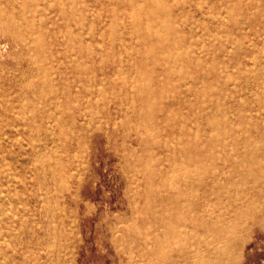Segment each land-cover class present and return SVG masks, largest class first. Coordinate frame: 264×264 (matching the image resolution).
Masks as SVG:
<instances>
[{
  "label": "rangeland",
  "instance_id": "obj_1",
  "mask_svg": "<svg viewBox=\"0 0 264 264\" xmlns=\"http://www.w3.org/2000/svg\"><path fill=\"white\" fill-rule=\"evenodd\" d=\"M0 108V264H264V0H0Z\"/></svg>",
  "mask_w": 264,
  "mask_h": 264
},
{
  "label": "bare ground",
  "instance_id": "obj_2",
  "mask_svg": "<svg viewBox=\"0 0 264 264\" xmlns=\"http://www.w3.org/2000/svg\"><path fill=\"white\" fill-rule=\"evenodd\" d=\"M48 2V1H47ZM210 2V1H208ZM19 7V6H18ZM17 9V8H16ZM53 9V8H52ZM29 13V12H28ZM48 16V15H47ZM49 17V16H48ZM189 19V18H188ZM23 22V21H22ZM189 22V21H188ZM193 22V21H191ZM38 23V22H37ZM191 24V23H190ZM13 25V24H12ZM193 25V24H191ZM9 26V25H8ZM27 27V26H26ZM48 31V30H47ZM23 35V34H22ZM32 35V34H31ZM30 39V38H29ZM23 40V39H22ZM25 41V40H24ZM30 41V40H29ZM25 44V43H24ZM22 45V44H21ZM28 45V44H27ZM52 47V46H51ZM33 53V52H32ZM73 54V53H72ZM27 56V55H26ZM56 58V56H55ZM47 59V58H46ZM82 61V60H81ZM84 62V61H83ZM69 65V64H68ZM38 69V68H37ZM40 71V70H38ZM80 77H82L80 75ZM85 77V76H84ZM83 77V78H84ZM91 77V76H90ZM89 78V76L87 77ZM82 79V78H81ZM93 79V78H92ZM86 80V79H85ZM234 79H232L233 81ZM91 81V80H90ZM73 82V81H72ZM107 82V81H106ZM49 83V82H48ZM54 83V82H53ZM63 84V83H62ZM75 84V83H74ZM42 88V87H40ZM64 88V87H63ZM76 89V88H75ZM41 90V89H39ZM70 90V89H69ZM249 90V89H248ZM48 91V90H46ZM37 92V91H36ZM35 92V93H36ZM45 92V91H44ZM64 92V91H63ZM71 92V91H70ZM248 92V91H247ZM259 92V91H258ZM80 93V92H78ZM18 94V93H17ZM32 94V93H31ZM251 94V93H250ZM37 95V93H36ZM63 95V94H62ZM21 96V95H20ZM25 96V95H24ZM30 96V95H29ZM31 97V96H30ZM34 97V96H33ZM90 97V96H89ZM11 98V97H10ZM22 98V97H21ZM26 99V98H25ZM24 99V100H25ZM62 99V98H61ZM23 100V101H24ZM54 100V99H53ZM19 101V100H18ZM56 101V100H55ZM48 102V101H47ZM22 103V102H21ZM26 104V102H25ZM47 105V103H46ZM53 106V105H52ZM2 107V106H1ZM50 107V106H49ZM72 107V106H71ZM70 107V108H71ZM34 108V107H33ZM62 108V107H61ZM1 109V108H0ZM69 109V108H68ZM29 111V110H28ZM27 111V112H28ZM16 112V111H14ZM73 112V110H72ZM14 115V114H13ZM28 115V114H27ZM63 115V114H62ZM30 116V115H29ZM28 116V117H29ZM35 116V115H34ZM24 117V115H23ZM19 119V118H18ZM22 119V118H21ZM28 119V118H27ZM26 119V120H27ZM55 119V118H54ZM85 119V118H84ZM31 120V119H30ZM38 120V119H37ZM56 120V119H55ZM61 120V119H60ZM19 121V120H18ZM62 121V120H61ZM67 121V119H66ZM69 121V120H68ZM67 121V122H68ZM72 121V120H71ZM86 121V120H85ZM23 122V121H22ZM64 122V121H63ZM70 122V121H69ZM50 123V122H49ZM57 123V122H56ZM51 124V123H50ZM65 124V123H64ZM68 124V123H67ZM74 124V123H73ZM63 125V124H62ZM79 125V124H78ZM27 126V125H26ZM29 126V125H28ZM38 126V125H37ZM40 126V125H39ZM215 126V125H214ZM213 126V127H214ZM70 127V126H69ZM82 127V126H81ZM135 127V126H134ZM212 127V126H211ZM26 128V127H25ZM28 128V127H27ZM85 128V127H84ZM83 128V129H84ZM80 129V128H79ZM78 129V130H79ZM139 129V128H138ZM58 131V130H57ZM85 131V129H84ZM117 131V130H116ZM115 131V132H116ZM27 132V131H26ZM53 132V131H52ZM40 133V132H39ZM85 133V132H84ZM58 134V133H57ZM48 135V134H47ZM77 138V137H76ZM69 141V140H68ZM82 141V140H81ZM74 142V141H73ZM141 142V141H139ZM80 144V143H79ZM86 145V144H84ZM76 147V146H75ZM158 147V146H157ZM85 148V147H84ZM159 149V148H158ZM80 150V149H79ZM78 150V151H79ZM150 151V150H149ZM245 152H254L255 154L263 153L264 151H245ZM125 155V154H124ZM76 156V155H75ZM54 161V160H53ZM151 162V161H150ZM258 166L256 168H253L251 171L253 175H264V162L258 163ZM165 167V166H164ZM209 170V169H208ZM163 176V175H162ZM151 178V177H150ZM154 178V177H153ZM221 178V176H220ZM156 179V178H155ZM252 190L248 195L242 196V195H235L233 197V192H227L225 195V198L222 199L221 197H216V199L213 201V203L222 204L226 207V213H223L222 216H216L215 218H212V221L217 222L221 231H228L231 228H240L242 229L243 222H246V220L252 219L258 212H260L264 207V182H257L255 181L251 185ZM1 194V193H0ZM166 194V193H164ZM17 195V194H16ZM9 199V198H8ZM236 199L239 202H236L234 204H231L230 202L232 200ZM165 202V201H164ZM4 204V203H3ZM8 209V208H6ZM207 209V208H206ZM213 209V208H212ZM159 210V209H158ZM211 210V209H210ZM214 211V210H213ZM166 213V212H165ZM162 215V214H161ZM170 217V216H169ZM165 220V219H164ZM161 221V220H160ZM161 225V224H160ZM166 226V225H165ZM8 227V226H7ZM57 227V226H56ZM168 227V226H167ZM154 228V227H153ZM190 230V229H189ZM156 232V231H155ZM223 236V235H222ZM64 243V242H63ZM190 255V254H189Z\"/></svg>",
  "mask_w": 264,
  "mask_h": 264
}]
</instances>
